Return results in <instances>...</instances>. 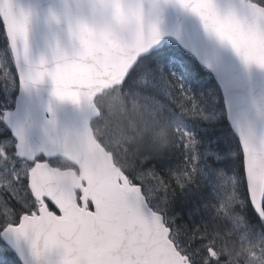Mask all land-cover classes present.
<instances>
[{
    "label": "snow or ice",
    "instance_id": "obj_1",
    "mask_svg": "<svg viewBox=\"0 0 264 264\" xmlns=\"http://www.w3.org/2000/svg\"><path fill=\"white\" fill-rule=\"evenodd\" d=\"M174 2L196 14L207 36L229 46L246 69L255 66L264 71V0H238L226 7L218 0ZM88 3L97 22L111 25L117 36L136 45L122 78L116 77L118 86L157 102L156 78L161 64L169 63L172 57L161 50L138 63L140 54L162 36L157 22L146 16L143 0ZM158 6L153 3V8ZM124 17L128 23L121 22ZM30 18L31 11L15 0H0V21L17 63L21 55L28 60ZM50 20L59 23L60 17L51 12ZM68 27L78 48L69 54L57 43L51 63L44 56L37 62L29 61L27 70L19 74V82L27 89L48 78L55 98L79 105L90 94L93 80L109 79L116 72L119 44H95V28L85 19L70 17ZM126 82L128 86L123 87ZM168 82L189 102L184 110L194 111L196 105L175 73L169 75ZM7 116L5 112L3 118ZM88 131L85 122V133ZM15 135L19 138L15 152L6 150L0 141V240L5 242L0 264H14L11 250L19 249L21 241L27 242L36 260L54 255L56 259L48 264H219L223 256L212 254L208 236L202 231L190 234L187 246L180 245L156 203L161 192L166 199L170 182L182 187L184 180L191 178L189 172L165 178L151 167L150 154L128 164L127 158L117 152L115 159L121 163L111 174L92 176L75 160L69 162V171L61 160L50 163L36 158L26 146L24 129L16 128ZM184 136L186 148L194 149L192 133L184 129ZM242 141L241 176L246 177L251 199L264 218V137L242 131ZM59 151L63 152L62 145ZM231 210L232 205L227 203L217 208L223 214ZM84 232L86 239L78 238ZM196 240L202 243L193 247Z\"/></svg>",
    "mask_w": 264,
    "mask_h": 264
},
{
    "label": "water",
    "instance_id": "obj_2",
    "mask_svg": "<svg viewBox=\"0 0 264 264\" xmlns=\"http://www.w3.org/2000/svg\"><path fill=\"white\" fill-rule=\"evenodd\" d=\"M235 2L238 0H218L222 7ZM15 3L31 11L28 27V60L26 61L21 55L17 63L13 53L18 77L21 70H27L29 61L34 63L44 56L51 63L53 49L57 43L69 54L78 48V41L69 32L70 17L73 20L85 19L94 26L95 44L113 42L119 44L120 57L115 65L116 72L109 79L93 80L89 85L90 94L86 101L77 105L71 101L55 98L52 95V82L45 78L42 83L27 89L20 84L16 108L8 113L5 119L14 135L16 128L24 129L26 146L31 148L36 156L43 153L48 158L61 156L69 161L75 160L82 166L84 172L92 176L111 174L116 167L112 155L96 141L89 125L90 118L98 115L93 101L96 94L119 83L116 77L122 78L130 62L132 49L136 45L130 39L117 36L111 25L97 22L91 13L88 0H15ZM143 3L146 16L157 22L162 36L157 44L146 53H141L140 57L165 42L179 46L218 82L227 110V119L242 148V131L251 132L257 138L264 137V71L255 66L246 69L229 46L222 45L207 36L196 14L180 7L174 0L169 2L143 0ZM153 3L159 6L153 8ZM51 12L59 15V23L50 20ZM121 22L129 21L124 17ZM9 45L11 47L10 41ZM18 47L22 52L23 46L20 42ZM209 63L212 67L208 66ZM85 122H88L89 127L87 134ZM15 137L19 139L16 135ZM61 145L62 153L59 151ZM248 189L250 192L249 185ZM257 211L259 213V209ZM86 237L87 232H84L78 238L86 239ZM13 250L23 264H48L49 260L56 259L53 255L36 260L29 245L24 241H21L19 249L13 248Z\"/></svg>",
    "mask_w": 264,
    "mask_h": 264
},
{
    "label": "rangeland",
    "instance_id": "obj_3",
    "mask_svg": "<svg viewBox=\"0 0 264 264\" xmlns=\"http://www.w3.org/2000/svg\"><path fill=\"white\" fill-rule=\"evenodd\" d=\"M164 51L173 56L172 48L165 46ZM177 65L179 66L177 61L171 60L169 63L161 64L160 66L155 84L158 92L164 96L165 99L159 97L156 98L157 102H154L152 100H146L140 95H136L138 98H136V104L133 105L139 114V134L144 136L149 143L157 147H161L165 143L164 147H161L159 150H164L166 147L165 145L168 146L169 144L176 145L180 148L183 147L182 150L186 165L182 167L184 171L181 173L187 171L191 175L190 179L184 180L182 187L172 183L174 188L171 192H167L166 199H163L165 193L161 192L156 203L163 211L168 210L170 207L176 209L177 217L173 218V220L180 219V221L175 223L177 224L175 225L177 233L176 238L180 245H185L190 234L196 231H202V233L206 234L209 238L207 246L212 250V254L221 256L223 255V250L228 241L225 232H229L235 240L240 242L244 251L253 255L256 252L252 241L254 238L241 231V221L238 217L234 216L231 211L227 214L217 212V208L222 203L231 205L235 202V181L227 179L226 182L223 183L221 181H224L226 176L221 173H216L211 176L204 170H196L198 164L196 157H193V154H189V148L185 146L186 138L184 136V129L186 128L177 124V120H182L184 115L196 113L197 109L195 108L194 111L184 110L190 106L189 102L184 100L179 89L168 82L169 75L175 73L176 77L183 83V91L189 94L187 90L188 83L178 70L179 67ZM0 75H2V77H0V102L2 106H4L3 104L10 105L12 103V105H15V93L18 91V79L9 48L8 51L0 49ZM120 100H122V97L116 96V100H114L112 104H119L121 103ZM6 129L7 126L3 121V117L0 116V132ZM104 138L106 142L118 147L127 136L123 131L120 132L113 128V130L110 129V131L104 134ZM3 142L6 150L11 149L12 146L15 145V141L12 137L6 138ZM152 158H154V156H152ZM181 173L174 172L171 174V177L174 174ZM194 243H197V240L194 241ZM3 244V241L0 240V256L5 254L2 247ZM11 254L14 259V264H19L15 255L13 253ZM228 256L230 260L234 262L237 260V256L234 257V250H231V255ZM249 260L248 264H252V262L255 264L261 263L256 260Z\"/></svg>",
    "mask_w": 264,
    "mask_h": 264
},
{
    "label": "trees",
    "instance_id": "obj_4",
    "mask_svg": "<svg viewBox=\"0 0 264 264\" xmlns=\"http://www.w3.org/2000/svg\"><path fill=\"white\" fill-rule=\"evenodd\" d=\"M7 48V39L3 24L0 21V49L7 51ZM173 49L175 59L183 66V73L188 81L191 102L203 112L201 114L206 118V120H203L200 117H191L187 119L192 128V135L196 141L193 150L199 156V164L217 166L225 165L230 171L235 172L236 174L238 173L240 180L243 182L244 180L241 178L240 167V158L242 155L241 149L237 138L226 120L223 99L215 80L204 71L193 58L184 54L178 48L173 47ZM151 56L152 55L143 58L142 63L149 60ZM127 86L126 82L123 87ZM124 90L130 92L127 88ZM131 93L136 94L133 91ZM158 94L159 93L156 95ZM130 99L129 96V101ZM113 119L117 120L116 123L118 126L130 137L126 142V147L129 151L125 154L129 164L133 163L138 156L145 154L154 156L150 163H152L154 159L156 162L160 163L165 161V155L157 153L156 150L151 148V145L147 142L146 138L139 134V114L134 106L129 110L127 109L125 112L117 111L114 114ZM107 125L106 122L105 128ZM100 126L104 127V124H100ZM173 162L175 163L173 166H175L176 162L174 158ZM177 166H179L178 163ZM158 167L160 172H166L165 166L158 165ZM163 175L167 178L166 173Z\"/></svg>",
    "mask_w": 264,
    "mask_h": 264
},
{
    "label": "flooded vegetation",
    "instance_id": "obj_5",
    "mask_svg": "<svg viewBox=\"0 0 264 264\" xmlns=\"http://www.w3.org/2000/svg\"><path fill=\"white\" fill-rule=\"evenodd\" d=\"M250 232L252 234L253 237H257L259 240V245H256V252L253 255L250 254H246L245 252L242 251H238L236 250L233 245L230 248V252L231 250H234V257L237 256L236 259H245L246 263L248 264V260L252 259V260H256L258 262H261L259 264H264V226H261L258 229H250ZM193 247H195V245H193ZM223 257H225V259L222 257L219 263H226V264H235L234 261L230 260L229 256L227 255H222ZM237 263V262H236Z\"/></svg>",
    "mask_w": 264,
    "mask_h": 264
}]
</instances>
